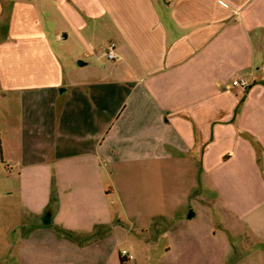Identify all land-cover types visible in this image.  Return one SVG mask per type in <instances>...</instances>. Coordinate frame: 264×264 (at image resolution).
Listing matches in <instances>:
<instances>
[{
	"label": "crops",
	"instance_id": "obj_1",
	"mask_svg": "<svg viewBox=\"0 0 264 264\" xmlns=\"http://www.w3.org/2000/svg\"><path fill=\"white\" fill-rule=\"evenodd\" d=\"M45 2L0 0V198L51 213L20 261L263 264L264 0ZM56 13L100 65L65 80Z\"/></svg>",
	"mask_w": 264,
	"mask_h": 264
},
{
	"label": "rangeland",
	"instance_id": "obj_2",
	"mask_svg": "<svg viewBox=\"0 0 264 264\" xmlns=\"http://www.w3.org/2000/svg\"><path fill=\"white\" fill-rule=\"evenodd\" d=\"M37 5V10L42 9L51 11H55V8L53 9L50 7V3L45 2V0H30ZM63 10L66 11V5L62 6ZM52 22L47 21L45 25L51 26L54 29H57V32L59 34H64L68 32V39L59 40L58 43L55 45V49L58 53V58L62 63V68L64 71V77L66 80V76L70 71L74 70H80L81 67L79 66L81 60H86L89 64L88 67H92L94 63L100 65V60H96L97 58H93V56L90 55H83L80 54L81 52H86L85 49H83V46L80 44V41L77 39V36L74 35L72 32V29L68 26V22L65 17H63L60 13L52 14ZM50 27V28H51ZM1 29V28H0ZM101 58V57H100ZM66 75V76H65ZM68 77V76H67ZM0 134L2 135V131H0ZM2 151V145H1V139H0V157ZM184 167L182 164H179V166L173 168L172 170L175 173H171V178H178L182 177V174H180L178 168ZM182 169V168H181ZM187 169V168H186ZM192 171V172H190ZM190 177L195 179V172L197 169H190ZM186 173L183 178L186 180ZM170 187L172 185H169ZM188 186V185H187ZM193 189V187H192ZM0 198V264H47L48 261H53L55 258H49L46 257L44 260L46 263H41L39 259H37V256L39 254V251H36L33 242L30 241L29 245H26L24 247L23 252V262H21L20 253V238L22 235H24V230H26L29 227V222H38V217H33L29 213H24L25 211L21 207V203L19 202V197L17 191H13L9 198ZM125 218V217H124ZM129 220H132V218H129ZM123 221V217H122ZM152 222V221H151ZM123 240V239H122ZM123 241L120 243L122 246L121 249L125 248L128 251L131 250L136 253V249L133 246H123ZM59 246V245H58ZM60 247V246H59ZM53 252H56L58 254L59 251L56 247H53ZM120 249V250H121ZM141 254V253H139ZM61 255V254H60ZM137 258V255H136ZM123 259V258H121ZM106 260V259H105ZM98 264H117L116 263V257L112 256L111 258H107V261L104 263V259L102 260L99 258ZM94 263V262H93ZM92 263V264H93ZM229 264V261L228 263ZM264 264V263H263Z\"/></svg>",
	"mask_w": 264,
	"mask_h": 264
},
{
	"label": "built area",
	"instance_id": "obj_3",
	"mask_svg": "<svg viewBox=\"0 0 264 264\" xmlns=\"http://www.w3.org/2000/svg\"><path fill=\"white\" fill-rule=\"evenodd\" d=\"M104 56L107 59H114L116 57L114 43H109V45H107V47L104 49ZM232 85L246 91L249 87V82L247 79L237 77L232 80ZM119 255L121 258H125L127 260H131L133 258V255L129 253L127 249H121L119 251Z\"/></svg>",
	"mask_w": 264,
	"mask_h": 264
},
{
	"label": "trees",
	"instance_id": "obj_4",
	"mask_svg": "<svg viewBox=\"0 0 264 264\" xmlns=\"http://www.w3.org/2000/svg\"><path fill=\"white\" fill-rule=\"evenodd\" d=\"M40 224H43L45 226H50L51 224V213L49 211H45L43 215L40 217ZM37 226V225H35Z\"/></svg>",
	"mask_w": 264,
	"mask_h": 264
}]
</instances>
